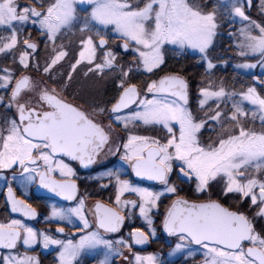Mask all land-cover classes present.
I'll return each mask as SVG.
<instances>
[{"label":"snow or ice","instance_id":"6c2138e0","mask_svg":"<svg viewBox=\"0 0 264 264\" xmlns=\"http://www.w3.org/2000/svg\"><path fill=\"white\" fill-rule=\"evenodd\" d=\"M0 60V264H264V0H0Z\"/></svg>","mask_w":264,"mask_h":264},{"label":"flooded vegetation","instance_id":"af4514ba","mask_svg":"<svg viewBox=\"0 0 264 264\" xmlns=\"http://www.w3.org/2000/svg\"><path fill=\"white\" fill-rule=\"evenodd\" d=\"M253 13H255V16H256V11L255 9L252 10ZM35 33H33V36L35 37ZM221 43L223 45H225V47L228 49L229 48V40L227 39V37L225 36L223 38V42L221 41ZM226 49V52H224V58L226 59H229V60H234V64L237 63V62H240L238 59H232V57L234 56V53L231 51V50H227ZM236 61V62H235ZM254 70H257V69H254ZM188 71L191 73V72H202V69H193V68H188ZM227 73H224L222 72V75H219L218 74H215L216 77H225L227 79H229V87L232 86L231 84V77L232 76H236L237 79H236V82H235V87L236 88H239L241 86V84H248L249 82L251 83V77L249 74L247 73H244V72H239L237 73L236 70L234 69H229L228 71H226ZM254 74L256 75H260L257 73V71H254L253 72ZM264 75V74H263ZM215 78V77H214ZM199 82V79H198V75L195 76V78H193L192 80V84H193V90H195V85ZM99 87L108 92L109 94H111L112 92V85L111 83H107V84H101L99 85ZM192 100L193 102L195 101V96L192 97ZM104 164L107 165L108 168H112L113 165L115 164L116 166H119V163H118V156H108L107 158H105V160L103 161ZM95 167V172H89L88 170H84V169H78V175L80 176V180H78V183L80 184V188H81V192H84L85 190H87V192L89 193H98L100 190L98 188V183H106L107 181H100V182H97L95 180H92V179H85V177L89 176V175H95L99 172H102L104 171L105 169L100 167V165H96L94 166ZM125 178H130L132 179L134 182L136 183H140L142 186H152L150 182L148 181H139L136 177L132 176L130 174V170L128 171V176H126ZM2 181H0V185H2ZM36 188L35 186H33L32 189H30V193H31V199H30V203L33 204L34 207L37 208V211L41 213V216L38 217L37 220H32V221H27L31 226L37 228V229H46V228H49L51 227L52 229L55 228V224L53 225H48L44 222L43 220V214L48 210V207L51 203H57L61 206H66L67 202H64L62 200H59L58 198L56 197H53L51 196V198H49L50 196H46V195H40V194H37L35 192ZM0 191H2V189H0ZM40 191H43V190H40ZM111 191V189L109 190H106L102 193V195L106 198L109 194V192ZM18 194H19V190H18ZM93 198V197H90V199ZM94 198H99V196H95ZM128 198H134V197H131L129 196ZM161 211H163V208H161ZM7 215V211H6V208L4 206V198L2 195H0V218H3ZM19 218V217H18ZM156 219V224H157V227H158V232H157V236H158V239L159 241L163 242L166 244L167 240L169 237H167L163 232L162 230L159 229V224H160V217H155ZM135 226H141V221L140 220H136L135 222ZM130 229L128 227H125L123 229V232L125 235H127V232L129 231ZM69 231L68 228H66V232ZM152 249H154L153 247V244L152 242L147 245L143 250L148 252V251H152ZM169 250V249H168ZM168 250H165L163 251L165 254L167 253ZM37 252L40 253V258H41V261H42V264H52V260H53V254L51 255L50 252H44L43 250L37 248ZM84 264H95V262L92 260V258L90 257H85L84 258Z\"/></svg>","mask_w":264,"mask_h":264},{"label":"rangeland","instance_id":"374dc122","mask_svg":"<svg viewBox=\"0 0 264 264\" xmlns=\"http://www.w3.org/2000/svg\"><path fill=\"white\" fill-rule=\"evenodd\" d=\"M251 14L255 17V13H253V12H251ZM221 41L223 42V38L220 40V47H218V49H217V55H221V56H223L224 57V52H226V47H225V45H223L222 43H221ZM229 51V50H228ZM230 61V63H232V64H234V60H229ZM236 62V61H235ZM3 61L2 60H0V67H2L3 66ZM257 70H252V73L254 72V71H257V73L258 74H260V75H263L264 73H262L261 72V69L259 68V67H257L256 68ZM222 72H224V73H227V72H225V71H217L216 72V74H218L219 75V73H220V75H222ZM224 76V75H223ZM222 76V77H223ZM200 77H199V75H198V79H199ZM250 83V82H249ZM171 238H168V240L167 241H169ZM152 244H153V247H154V249H152V251H165V250H168L169 249V245H168V243L166 242V244L165 243H163V242H161V241H159V240H154V241H152ZM168 252V251H167ZM51 255H52V253H51ZM90 258V257H89ZM196 259L197 260H199L200 259V257L199 256H197L196 257ZM116 264H120V262H119V260L117 259V261H116Z\"/></svg>","mask_w":264,"mask_h":264},{"label":"water","instance_id":"95a60500","mask_svg":"<svg viewBox=\"0 0 264 264\" xmlns=\"http://www.w3.org/2000/svg\"><path fill=\"white\" fill-rule=\"evenodd\" d=\"M35 192L37 193V194H40V195H46V196H50L51 194H48V193H46V192H44V191H40V190H35ZM54 197V196H53ZM57 198V197H56ZM59 199V198H58Z\"/></svg>","mask_w":264,"mask_h":264},{"label":"trees","instance_id":"16d2710c","mask_svg":"<svg viewBox=\"0 0 264 264\" xmlns=\"http://www.w3.org/2000/svg\"><path fill=\"white\" fill-rule=\"evenodd\" d=\"M188 68H192L190 64L188 65ZM199 79H200V78H199Z\"/></svg>","mask_w":264,"mask_h":264}]
</instances>
